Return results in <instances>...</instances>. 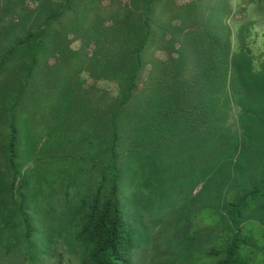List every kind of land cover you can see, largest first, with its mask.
I'll return each mask as SVG.
<instances>
[{
    "label": "rangeland",
    "instance_id": "1",
    "mask_svg": "<svg viewBox=\"0 0 264 264\" xmlns=\"http://www.w3.org/2000/svg\"><path fill=\"white\" fill-rule=\"evenodd\" d=\"M144 11L131 0H0V264L77 263L62 241L72 195L92 192L112 164L136 264L205 261L229 163L264 110V0H156ZM179 57L174 94L148 89L152 60Z\"/></svg>",
    "mask_w": 264,
    "mask_h": 264
},
{
    "label": "trees",
    "instance_id": "2",
    "mask_svg": "<svg viewBox=\"0 0 264 264\" xmlns=\"http://www.w3.org/2000/svg\"><path fill=\"white\" fill-rule=\"evenodd\" d=\"M131 1L136 7L143 5L146 9L144 11L146 17H151L152 7L156 0ZM119 9L118 5L115 10ZM187 9L193 11V2ZM178 17L176 15L169 17L168 22L171 24V29L176 27L172 21ZM144 21L148 22V19ZM142 31L144 30H137L134 35V37L141 38V41L136 40L138 52H141V45H144V40H146V35ZM28 39L29 37H25L18 45L12 46L5 57L7 58V55L17 46H25ZM22 50L26 54L27 46ZM130 54L129 51L128 54L119 57V69L125 68V60ZM181 59L179 57L169 62L152 60L153 64L150 63V72L147 75L148 89H158L164 85L165 87L160 89L165 88L168 90V95H173L172 88L177 85V80L168 74L178 70ZM137 60L135 58V63ZM220 69L223 74L224 69ZM212 70L215 71L214 68ZM138 73L139 71L132 68L128 77H121L122 91L127 93L126 96L134 91ZM208 84L212 87V91H215L213 93L217 95L219 84L216 79L208 81ZM249 119L251 123L249 133L240 143L244 147L235 151V158L229 163L226 187L223 191L228 196L227 198L231 197L233 201H229L226 197L223 198L224 206L218 218L219 223L208 225L206 234H202L203 240L200 241L202 245L199 248L205 253L206 259L199 263L193 259L194 264H264V110H255V114ZM218 135L219 137L224 136L220 129ZM235 143L237 144V138ZM235 147L237 148V145ZM108 167L110 175L107 177L102 175L92 192L88 189L81 196L80 188L72 195L73 205L68 214L67 226L63 231L62 239L77 260V263L71 264H136L137 250L134 232L123 217L119 196L120 167L112 164L105 169ZM243 206L250 211L245 216L242 214ZM169 229L172 230L168 234L171 238L176 236L184 240L183 232L174 228ZM190 237L193 243L197 235L193 234ZM173 252V249L168 251L171 256ZM192 254L191 252L185 254L182 261L190 264ZM37 257L40 259L42 255L37 254ZM139 264L145 263L139 262Z\"/></svg>",
    "mask_w": 264,
    "mask_h": 264
}]
</instances>
